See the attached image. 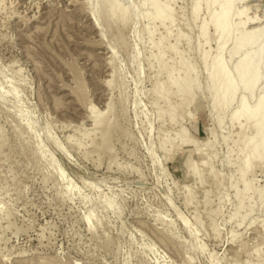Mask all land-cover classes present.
<instances>
[{"label": "rangeland", "instance_id": "obj_1", "mask_svg": "<svg viewBox=\"0 0 264 264\" xmlns=\"http://www.w3.org/2000/svg\"><path fill=\"white\" fill-rule=\"evenodd\" d=\"M244 1L242 30L261 29L264 0ZM142 2L0 0V264H264V161L241 175L253 128L231 117L239 95L211 108L205 4L172 0L169 24ZM187 66L185 103L166 76Z\"/></svg>", "mask_w": 264, "mask_h": 264}, {"label": "bare ground", "instance_id": "obj_2", "mask_svg": "<svg viewBox=\"0 0 264 264\" xmlns=\"http://www.w3.org/2000/svg\"><path fill=\"white\" fill-rule=\"evenodd\" d=\"M161 1L162 0H143L142 6H145L148 3L147 6L150 7V18L152 20H158L161 23L167 22L170 24L172 10L169 7V3L172 2V0H164V3ZM236 1L238 0H194L192 13L193 15H197L200 4L203 2L207 11L206 14L208 20L207 22L201 23L199 27V34L204 39L205 43L211 39L207 38L208 34L206 30L208 26L210 25L213 30L212 39L216 45V55L211 59L206 77L207 86L205 85L206 91L209 90L211 92L210 98L212 110L217 109L222 113L226 105L235 101L234 99L239 95V100H237L238 105L232 112L231 117L234 121H239V119H242L244 123L251 122L250 124L253 128V135L249 138L243 139L242 150L247 149V155H245V162L241 170V175H244L245 173L249 172L248 170L251 165L254 164V162L262 163V161H264V88L257 97L254 96L255 86L262 79V73L264 72V28H262L264 26H262L261 29L253 31L249 30L250 32L248 31L247 33L244 32L245 30L243 31L242 29H245L243 27L246 23H248L246 19L244 21L240 20L242 14H244V11H242L243 13L240 12L238 14H234L232 12L234 3ZM239 1L243 2L244 0ZM244 2H246V0ZM215 5L218 7L217 11L213 10ZM119 8L117 6L115 7V5L110 7V10H108L109 12H107L108 15H110V18H113L116 13H120L121 15L125 14V11H122L121 8L119 10ZM235 15L239 18V22L237 24H233L232 22V18ZM178 39L179 38L176 37V41ZM228 44L231 49H229L227 61L235 57L237 58H235L236 61L233 65L232 63L230 64L232 65L230 70L224 62L225 60L223 59L224 61H222L221 58V54ZM154 47L157 50L156 60L158 61L159 68L162 69L164 65L161 61L162 56L160 58V55L163 53V49H166L163 44V39L154 45ZM170 47L167 48L171 50L173 46L171 48ZM207 58L208 53L203 52L201 56L203 64H205ZM190 76V66H187L182 70V75L179 78H172L170 72L166 76L168 88H175L177 91L176 95H178V98L183 100V102L190 101L193 96V86L195 83L194 79H192ZM161 89V87L158 88L159 92L157 94H160L158 97L162 98L163 100L168 99V93H164L163 90L162 93ZM254 97V103L249 106L248 99ZM174 108L175 107H171V109L169 108V114H171V116H173L172 113L174 110H176V108ZM171 116L169 117V120H172ZM95 117L96 115L92 116L91 118ZM159 117H161V115H159ZM220 122L221 119H217L218 125ZM249 123H247V125ZM183 140L182 143H185ZM60 152L61 151H59V154ZM48 154L50 155L51 153L48 152ZM51 157H53L52 154ZM52 159L51 161L53 162ZM248 187H250L248 183L243 181V188L241 192L243 193L248 191ZM241 192L236 195L239 202L240 197L242 196Z\"/></svg>", "mask_w": 264, "mask_h": 264}, {"label": "water", "instance_id": "obj_3", "mask_svg": "<svg viewBox=\"0 0 264 264\" xmlns=\"http://www.w3.org/2000/svg\"><path fill=\"white\" fill-rule=\"evenodd\" d=\"M55 156H56V159L58 160L59 164L65 170V172H67V174H69L74 179H78V177L76 176L74 171L70 168V166L67 164V162H65V160L59 154L55 153Z\"/></svg>", "mask_w": 264, "mask_h": 264}]
</instances>
